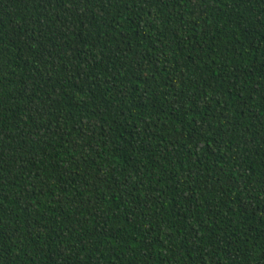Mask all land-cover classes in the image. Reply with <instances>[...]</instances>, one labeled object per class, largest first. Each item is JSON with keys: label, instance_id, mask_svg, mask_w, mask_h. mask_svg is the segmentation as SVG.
<instances>
[{"label": "trees", "instance_id": "1", "mask_svg": "<svg viewBox=\"0 0 264 264\" xmlns=\"http://www.w3.org/2000/svg\"><path fill=\"white\" fill-rule=\"evenodd\" d=\"M0 264H264V0H0Z\"/></svg>", "mask_w": 264, "mask_h": 264}]
</instances>
